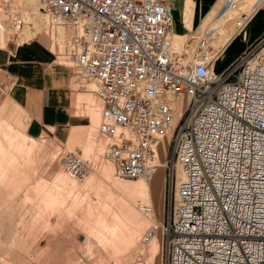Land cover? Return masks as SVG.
<instances>
[{
  "label": "built area",
  "instance_id": "1",
  "mask_svg": "<svg viewBox=\"0 0 264 264\" xmlns=\"http://www.w3.org/2000/svg\"><path fill=\"white\" fill-rule=\"evenodd\" d=\"M39 3L51 28H74L55 58L97 82L105 154L120 175L149 177L157 139L171 131L165 264H264V33L213 73L207 40L217 28L194 49H171L168 0ZM237 9L239 33L249 19L245 0H221L216 15ZM182 91L186 108L173 125L166 95ZM60 158L76 175L91 164L72 150Z\"/></svg>",
  "mask_w": 264,
  "mask_h": 264
},
{
  "label": "rangeland",
  "instance_id": "2",
  "mask_svg": "<svg viewBox=\"0 0 264 264\" xmlns=\"http://www.w3.org/2000/svg\"><path fill=\"white\" fill-rule=\"evenodd\" d=\"M27 15L34 16L35 19L31 17L33 20L30 21ZM0 24V46L16 44V52L12 54L15 57H20L30 46L29 43L21 45L20 48L18 45L41 32H47L44 42L47 43L57 29L51 28L50 18L46 14L40 10L39 15H35L33 8L24 0H0ZM27 27L33 34L29 39H22ZM201 31L205 30L202 28ZM200 33L199 31L197 34L200 36ZM51 41L54 43V39ZM241 42L240 35L233 39L237 50ZM178 48L182 50L184 46L180 45ZM223 48L217 46L216 54ZM238 54L236 51L235 56L225 62L223 68L224 63L219 65L215 62V72L223 71ZM77 79L80 87L84 89V83L87 92L93 93L94 102L91 100V108L93 104L98 108L91 126L93 128L83 130L81 139L71 142L72 127L67 138L55 135L50 129L43 132L42 137L31 141L17 131L19 127L0 115V140L4 145L0 151V264H156V253L151 248L144 249V245L136 247L155 222L163 228L166 226L164 232L162 231V238L156 236L155 239L159 246L157 255L160 253V264H165L167 222L172 211L168 190L171 150L169 146L158 144L162 158L160 164H165L161 192L157 200L150 195L143 198L134 184L146 180L120 175L115 165L105 158L108 139L99 131L103 104L94 91L98 86L97 82L80 77ZM3 94L0 91L2 114L14 107L13 102ZM186 98L185 93L178 96L177 100L181 104L178 109L174 107L173 125L176 124L174 119L177 110L178 121L186 108ZM83 112L86 113V107ZM87 119L89 121L88 117ZM88 121L85 125L78 126L86 127ZM29 144L38 147V151L34 152L35 156L27 152ZM65 150L76 151L82 157L92 159L95 168L74 179L67 178L60 158ZM139 203L151 205L153 208L156 206V214L154 211V215L147 217L138 212L135 207ZM115 211L133 229L135 242L130 245L126 239L122 249L108 247L101 250L104 258L99 259L94 243L93 249L86 243L84 226H96L98 214L105 215L112 224L117 223ZM133 211L137 212L138 219H144V223L141 219L132 218Z\"/></svg>",
  "mask_w": 264,
  "mask_h": 264
},
{
  "label": "crops",
  "instance_id": "3",
  "mask_svg": "<svg viewBox=\"0 0 264 264\" xmlns=\"http://www.w3.org/2000/svg\"><path fill=\"white\" fill-rule=\"evenodd\" d=\"M170 4L173 17L171 33L172 36H183L181 45L188 44L189 37L199 31L202 34V28H217L213 37L221 48L224 47L217 60L219 65L224 63L222 68L236 51L242 52L264 33V0H245L247 10L250 9L249 19L246 28L239 33L233 23L238 9L216 15L221 0H170ZM238 35L242 42L237 50L233 39ZM45 37L47 32H41L18 45L19 48L25 43L30 45L20 57L12 56L16 52V44L0 46V91L14 104L12 109H6L0 115L19 127L21 130L16 128L18 131L34 139L42 137V133L50 129L55 135L67 138L73 127L70 140L76 141L83 138V130L93 128L98 108L96 104L91 108L93 93L87 92L84 83V89L79 86L78 76L71 66L55 58L56 45L51 41L52 35L47 43H44ZM85 107L87 115L83 112ZM87 121L88 126H78L85 125ZM157 212L159 215V209Z\"/></svg>",
  "mask_w": 264,
  "mask_h": 264
},
{
  "label": "bare ground",
  "instance_id": "4",
  "mask_svg": "<svg viewBox=\"0 0 264 264\" xmlns=\"http://www.w3.org/2000/svg\"><path fill=\"white\" fill-rule=\"evenodd\" d=\"M24 1L31 8H33L35 15H39V11H40L39 0H24ZM168 4L170 7L171 16H172V9H171L170 0H168ZM27 17L31 21V20H33L31 17H34V16L27 15ZM34 19H35V17H34ZM172 20H173V17H172ZM53 27H56L57 29H55L56 31H55V33H53L51 39H54V43L57 45L55 47H57V49L59 50L58 53H62V51L64 50V47H65V44L69 40L71 33L74 31V28L72 26H68V25L63 24V23L55 24ZM171 32H172V22H171V29L167 35V39H168V43H169L170 48L175 50V51H179V52L184 51V50L194 49L195 44L197 43L199 37L201 36V35L199 36L198 34L192 35L188 39V44L183 45L184 48L182 50H180L178 47L184 42V38H183V36H180V35L172 36ZM32 34H33L32 31L27 27L24 30V33L21 36V38L22 39H29L32 36ZM207 41L212 46V50L207 53L208 57L210 58V70L213 73H216L217 71L215 72V68L213 66H215V62H217L216 60H218L220 57V54H216L217 53L216 47L217 46L219 47V45H218L215 37H212ZM90 80H93V79H90ZM182 93H185L187 96V98H186V104H187L188 94L184 91L180 92L176 96H173L171 93H168L166 95V99L171 103V105L173 107L178 109L179 108L178 106L181 104V101H178L177 99H178V96ZM184 103H185V101H184ZM175 114H176V116H175L174 122H177V118L179 117V111L177 110V113H175ZM174 125H175V123H174ZM99 131H100V129H99ZM23 135L31 141L36 140L32 137H29L28 135H25V134H23ZM102 135L109 140L107 135H105V134H102ZM170 137H171V132L168 131L167 133H165L164 135L160 136L157 139V143H156L157 149L155 150V156H154L155 168L153 169L151 175L149 177H145V176L134 177V178H144L146 180V181H139L138 183L134 184L135 189L140 191L141 195H143V198L146 197L147 195H150L152 199L155 198V200H157V198L159 197V194L161 192V185H162L163 179H164V166H165V164H162V163L160 164V161L162 160V158L160 155V148L158 149V144L164 145L166 147L169 146ZM3 147H4V145H3L2 141L0 140V151L3 150ZM37 151H38V147L36 145H34V144L27 145V152L31 153L30 155L35 156L36 153H34V152H37ZM80 157L85 158V157H82L81 154H80ZM105 158L109 162L113 163L106 156V154H105ZM85 159H90V158H85ZM90 161H91V164L89 166H87L85 169H83V172L81 174L76 175V174L68 173L66 171V169L64 168L65 172L67 173L66 175L65 174L64 175L69 179H74L75 177H78V176H81L87 172H90L91 170H93L95 168V164L92 161V159H90ZM179 175H180L179 166L177 165V179H179ZM128 178H130V177H128ZM142 205H145V204L139 203L136 205L135 208L138 212L144 214L147 217H149L150 215L156 214V206L154 207L155 208V210H154L153 206L149 205L150 209L147 211H144L141 209ZM146 205H148V204H146ZM154 211H155V213L153 214ZM89 214L91 215V213H89ZM114 214H115L114 217L116 218L117 223L114 222V224H112L107 217L105 218V215L98 214L96 221H95L97 223L96 226H91L88 224L84 226V228H85L84 231L87 234L86 243L88 244L90 249H93L92 247L94 245L97 247V250L99 252V256H98L99 259L104 258V255L102 254L101 250H105L108 247H110L114 250L115 249H122L121 246L124 242H126V239L130 245L134 244V242H135L133 229L122 218L123 216L121 217V215L118 212L115 211ZM132 218L133 219L137 218V220L141 219V218L138 219L137 212H134V211L132 212ZM141 222L144 223V219H143V221L141 219ZM165 227H166L165 225L163 228L159 223L155 222L149 228L148 232H146V234H144V236L139 240V244L136 246L138 248L140 245H144V249H150L151 248L154 251V253H156V257H157L156 258V264L161 263V258H160V253L157 255V251L159 249V246L156 245L155 239H156V236H159L160 239L162 238V231L164 232ZM129 233H130V235H129ZM93 243H94V245H93ZM158 245H160V244H158ZM123 264H134V263L133 262H125Z\"/></svg>",
  "mask_w": 264,
  "mask_h": 264
}]
</instances>
